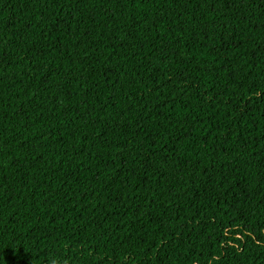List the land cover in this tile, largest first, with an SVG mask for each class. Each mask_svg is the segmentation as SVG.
I'll return each instance as SVG.
<instances>
[{
    "label": "trees",
    "instance_id": "obj_1",
    "mask_svg": "<svg viewBox=\"0 0 264 264\" xmlns=\"http://www.w3.org/2000/svg\"><path fill=\"white\" fill-rule=\"evenodd\" d=\"M0 264H264V0H0Z\"/></svg>",
    "mask_w": 264,
    "mask_h": 264
}]
</instances>
